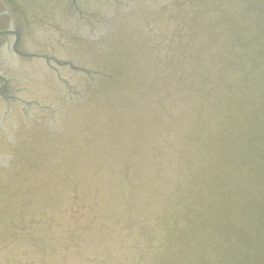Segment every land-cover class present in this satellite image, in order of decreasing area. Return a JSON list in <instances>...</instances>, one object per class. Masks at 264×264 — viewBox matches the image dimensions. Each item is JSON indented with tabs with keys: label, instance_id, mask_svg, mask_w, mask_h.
Segmentation results:
<instances>
[{
	"label": "water",
	"instance_id": "95a60500",
	"mask_svg": "<svg viewBox=\"0 0 264 264\" xmlns=\"http://www.w3.org/2000/svg\"><path fill=\"white\" fill-rule=\"evenodd\" d=\"M3 1L0 264H264V0Z\"/></svg>",
	"mask_w": 264,
	"mask_h": 264
},
{
	"label": "flooded vegetation",
	"instance_id": "af4514ba",
	"mask_svg": "<svg viewBox=\"0 0 264 264\" xmlns=\"http://www.w3.org/2000/svg\"><path fill=\"white\" fill-rule=\"evenodd\" d=\"M10 26V18L6 12L4 4L0 1V53L7 46V39L4 36L5 31Z\"/></svg>",
	"mask_w": 264,
	"mask_h": 264
}]
</instances>
